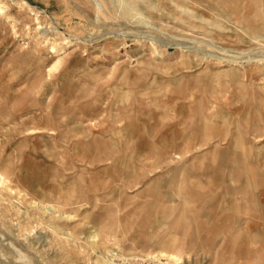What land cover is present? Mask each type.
Segmentation results:
<instances>
[{"label": "rangeland", "instance_id": "1", "mask_svg": "<svg viewBox=\"0 0 264 264\" xmlns=\"http://www.w3.org/2000/svg\"><path fill=\"white\" fill-rule=\"evenodd\" d=\"M0 264H264V0H0Z\"/></svg>", "mask_w": 264, "mask_h": 264}]
</instances>
